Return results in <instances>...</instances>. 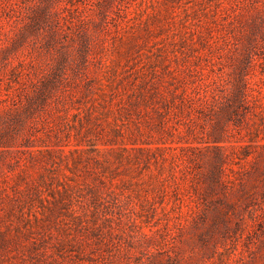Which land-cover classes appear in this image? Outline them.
<instances>
[{
  "label": "rangeland",
  "instance_id": "obj_1",
  "mask_svg": "<svg viewBox=\"0 0 264 264\" xmlns=\"http://www.w3.org/2000/svg\"><path fill=\"white\" fill-rule=\"evenodd\" d=\"M0 264H264V0H0Z\"/></svg>",
  "mask_w": 264,
  "mask_h": 264
},
{
  "label": "trees",
  "instance_id": "obj_2",
  "mask_svg": "<svg viewBox=\"0 0 264 264\" xmlns=\"http://www.w3.org/2000/svg\"><path fill=\"white\" fill-rule=\"evenodd\" d=\"M244 98H245L244 92L243 91H240V96H239L240 102H243L244 101Z\"/></svg>",
  "mask_w": 264,
  "mask_h": 264
}]
</instances>
